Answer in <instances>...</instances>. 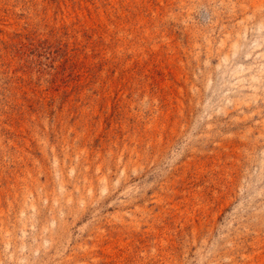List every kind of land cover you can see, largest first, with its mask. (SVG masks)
Listing matches in <instances>:
<instances>
[{
  "label": "rangeland",
  "instance_id": "374dc122",
  "mask_svg": "<svg viewBox=\"0 0 264 264\" xmlns=\"http://www.w3.org/2000/svg\"><path fill=\"white\" fill-rule=\"evenodd\" d=\"M0 264H264V0H0Z\"/></svg>",
  "mask_w": 264,
  "mask_h": 264
}]
</instances>
